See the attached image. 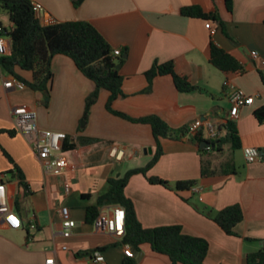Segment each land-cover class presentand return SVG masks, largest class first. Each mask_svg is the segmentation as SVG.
<instances>
[{"label": "crops", "instance_id": "obj_1", "mask_svg": "<svg viewBox=\"0 0 264 264\" xmlns=\"http://www.w3.org/2000/svg\"><path fill=\"white\" fill-rule=\"evenodd\" d=\"M32 1L43 7L37 14L43 26L89 22L113 51L121 50L123 56L127 55L120 64L124 96L114 102L115 111L132 118L156 115L176 133L174 137L161 139L163 155L148 174L171 184L190 180H197L198 184L192 191L178 193L150 184L142 174L134 175L125 194L134 203L142 226L150 229L179 225L185 234L206 239L210 243L206 264H248V254L264 247V123L254 115L257 109L264 107L261 76L264 68L251 56L256 51L264 57V0H233L232 12L227 9L225 0H85L79 7H75L74 0ZM193 6H199L208 14L217 13L227 33L213 21L182 16L183 8ZM2 14L6 13L0 14V23L6 27L1 22ZM208 24L217 30L214 36ZM212 43L240 62L244 72L225 73L213 66L210 61ZM167 62H173L176 73L200 91L179 92L171 76L157 77L147 91L149 83L145 74L155 63ZM52 70L51 90L57 89V92L51 101L76 105L75 124L83 119L85 100L95 90V84L66 56H56ZM16 72L32 80L30 72L19 68ZM0 75V104L5 103V111L0 112V183L6 186L12 209L22 221L20 229L2 223L0 264H45L49 257L56 258L58 264H92L88 257L96 251L102 253L104 264H124L122 240L96 231L93 223L87 222V208L97 205L110 178L123 177L152 161L157 152L152 126L110 113L106 108L109 97L106 90L101 91L92 107L83 133L74 125L54 128L37 114L40 131L51 130L78 138L74 144L68 142L73 145V149L66 151L68 168L59 176L49 175L28 139L16 131L12 116L13 108L19 105L37 112L43 105L42 93L28 87L9 90L4 83L15 77L3 69ZM227 81L255 96L254 104L242 108L236 120L229 115L231 90L225 87ZM206 118H210L224 136L227 122L231 120L236 124L241 156L238 162L232 145L224 144L221 157L217 153L211 156H219L212 163L216 175L202 177V161L210 154L203 156L197 142L180 131H187L192 122ZM11 130L16 131L14 136L5 132ZM81 138L97 141L82 144ZM246 147L257 148L263 160L248 163L243 154ZM4 150L14 163L5 156ZM227 153L235 155V173L230 169L225 173L222 168L220 160L225 159ZM67 186L71 188L68 195L64 191ZM186 199H190V203ZM235 204H239L244 213V221L235 228L238 236L227 235L200 212L207 209L214 215ZM64 207L69 208L77 223L69 238L63 235L61 209ZM108 207L111 206L102 207L100 211ZM140 250L143 257L138 264H171L167 256L154 253L148 245L141 246Z\"/></svg>", "mask_w": 264, "mask_h": 264}, {"label": "trees", "instance_id": "obj_2", "mask_svg": "<svg viewBox=\"0 0 264 264\" xmlns=\"http://www.w3.org/2000/svg\"><path fill=\"white\" fill-rule=\"evenodd\" d=\"M84 1L74 0L75 7H79ZM225 2L227 9L232 12L233 0H225ZM1 13H6L9 21L13 24V28L8 32L11 55L0 60L1 68L5 72L24 82L34 92L49 97L54 81L53 59L58 55L66 56L72 59L77 69L95 84V90L86 100L83 117L85 121L88 120L92 107L97 103L101 91L106 90L109 92L106 108L110 113L134 123L152 126L153 136L157 144V152L152 161L144 168L130 170L123 177L110 178L107 190L98 198L97 205L87 208V222L93 223L102 207L121 206L125 209L126 235L122 243L130 245L137 257H126L124 264H138L137 258L143 245H148L154 253L167 256L171 264H206V258L210 250V243L206 239L185 234L183 228L179 225L144 228L138 220L134 203L125 194L130 179L138 174L145 176L152 185H161L178 193L192 191L198 181H179L171 184L160 177L149 176V171L163 155L161 139L174 137L176 133L156 115L145 118H132L114 110V102L119 97L124 96L122 89L123 76L120 70L117 69V66L124 62V56H114V51L108 41L89 22H63L43 26L34 11L32 0H0ZM181 14L188 18H199L218 23L223 32L227 33L226 26L217 13L208 14L199 6H193L183 8ZM210 61L213 66L225 73L244 72L243 65L215 43H212ZM17 68L30 72L32 80H26L19 75L16 72ZM145 75L149 83L147 91H150L154 79L159 76H171L179 92L193 93L200 91V88L192 85L187 78L176 73L173 62L155 63ZM261 76L264 83V72H261ZM254 115L260 123H264V107L257 109ZM226 129V136L213 142L212 146H214L210 152L205 148H201L202 142L206 141L202 130L195 135H191L193 140L197 142L200 153L203 156H206L207 153L210 154L204 157L202 161V177L216 175V170L212 169V163L215 159H219V156H211L212 153H223L224 144L230 143L234 152L241 149V140L236 124L229 120ZM5 132L11 136L16 134L15 130ZM180 132L184 135L187 134L186 129H182ZM96 141L95 139L81 138L80 143L91 144ZM71 149H73V145L66 142L64 150L69 151ZM4 154L14 163L12 157L5 150ZM221 165L222 168L226 166L224 162ZM16 170L19 171L17 167ZM227 170L224 169V172L226 173ZM231 170L233 173L236 172L235 165L232 166ZM186 201L190 203V199H186ZM200 212L215 222L227 235L238 236L235 228L244 221L243 209L239 204L228 206L214 215L207 209H201ZM247 263L264 264V247L257 252L248 254Z\"/></svg>", "mask_w": 264, "mask_h": 264}, {"label": "built area", "instance_id": "obj_3", "mask_svg": "<svg viewBox=\"0 0 264 264\" xmlns=\"http://www.w3.org/2000/svg\"><path fill=\"white\" fill-rule=\"evenodd\" d=\"M33 6L36 14L43 10L39 2H33ZM207 28L210 30L212 36L216 34L217 30L210 24L207 25ZM6 29V27L0 24V60L3 57L11 55V43L10 37L8 36L9 30ZM113 53L116 57L122 56L121 50H115ZM251 56L254 60H259L264 68V57L260 56L256 51H253ZM1 69L0 65V70ZM4 85L5 88L9 90H24L27 87L24 82L16 78L5 81ZM225 87L231 90V107L229 115L232 120H236L239 118L242 108L254 104L255 96L246 94L240 88L230 84L229 81L225 83ZM12 116L16 131L28 139L45 172L54 176L61 175L69 166V160L64 150V145L66 142L74 144L78 138L69 137L67 134L61 132L40 131L37 126V112L28 106H15L12 110ZM201 130L205 135V140L209 143V146L205 147V149L210 152L214 146H212V143L219 141L224 134L210 118L195 120L188 126L187 133L191 136L197 134ZM243 154L246 161L250 164L263 160L262 153L257 148L246 147L243 149ZM64 191L68 195L71 193V188L67 186ZM61 216L63 218V235L69 238L72 236L77 223L72 219L70 210L67 207L61 209ZM2 223L12 229L22 228V221L13 211L8 200L6 186L0 183V227ZM125 225L126 211L121 206H111L101 210L93 222L96 231L113 234L120 240H123L126 235ZM32 228H35V226L33 225ZM124 252L126 257H137L130 245H124ZM88 259L92 264H104L105 262L100 251L91 254ZM45 264H58V262L56 258L49 257L46 259Z\"/></svg>", "mask_w": 264, "mask_h": 264}, {"label": "rangeland", "instance_id": "obj_4", "mask_svg": "<svg viewBox=\"0 0 264 264\" xmlns=\"http://www.w3.org/2000/svg\"><path fill=\"white\" fill-rule=\"evenodd\" d=\"M1 22L7 27L8 30H10V22L6 14H2L1 16ZM60 80V79H59ZM58 80V81H59ZM2 85V77L0 75V86ZM57 92V89L54 91H50L49 97L44 96L42 94L41 102L43 105L40 106L39 110L37 111L38 118L44 119L47 123H49L54 128H62V127H72L73 125L80 131L81 133L84 132L83 130V123H86L84 119H81L80 121L75 122L74 124V114H76V105H67L62 103H53L51 101L53 95ZM55 96V95H54ZM88 98V97H87ZM87 100V99H86ZM86 100H85V106H86ZM1 105V104H0ZM80 106V105H79ZM5 111V103L0 106V112ZM85 112V111H84ZM84 117V116H83ZM37 118V120H38ZM41 131H50L51 130H41ZM233 153H237L238 156V162L240 161L239 156H241L240 151H235ZM220 157L222 153H219ZM225 159H221L220 162H224L226 166H223V169H230L233 165H237L235 155H225ZM219 161V160H218ZM217 161V162H218Z\"/></svg>", "mask_w": 264, "mask_h": 264}, {"label": "water", "instance_id": "obj_5", "mask_svg": "<svg viewBox=\"0 0 264 264\" xmlns=\"http://www.w3.org/2000/svg\"><path fill=\"white\" fill-rule=\"evenodd\" d=\"M124 58H127V55H124ZM117 69L118 70H120L121 69V65H118L117 66ZM85 124L86 123H83V127L85 126ZM207 146H209V143L207 142V141H204V142H202V144H201V148H205V147H207ZM142 257H143V254L141 253L139 256H138V261H140L141 259H142Z\"/></svg>", "mask_w": 264, "mask_h": 264}]
</instances>
